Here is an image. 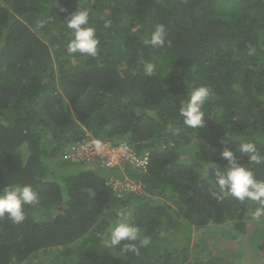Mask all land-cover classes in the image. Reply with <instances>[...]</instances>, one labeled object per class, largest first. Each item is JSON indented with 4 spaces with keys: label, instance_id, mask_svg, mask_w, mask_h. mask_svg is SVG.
<instances>
[{
    "label": "trees",
    "instance_id": "1",
    "mask_svg": "<svg viewBox=\"0 0 264 264\" xmlns=\"http://www.w3.org/2000/svg\"><path fill=\"white\" fill-rule=\"evenodd\" d=\"M79 7L100 40L96 57L67 52L64 22ZM156 24L165 44L145 47ZM200 86L210 89L205 126L191 129L179 108ZM89 137L149 156L146 172L123 166L142 196L117 198L108 181L121 167L60 160ZM238 137L264 155V0H0V190L30 184L39 196L23 222L0 217V264H229L192 229L246 233L255 202L219 199L210 182ZM236 155L264 180V164ZM120 210L150 240L139 256L104 247ZM255 245L264 255V237Z\"/></svg>",
    "mask_w": 264,
    "mask_h": 264
},
{
    "label": "clouds",
    "instance_id": "2",
    "mask_svg": "<svg viewBox=\"0 0 264 264\" xmlns=\"http://www.w3.org/2000/svg\"><path fill=\"white\" fill-rule=\"evenodd\" d=\"M61 12H67L61 9ZM110 21L106 22L107 24ZM71 30V39L67 44L69 54L79 53L96 57L100 40L96 29L90 26V13L86 9H79L66 16L64 22ZM167 36L166 27L163 24H156L150 35L143 40L145 47L160 48L165 44ZM146 75H153L156 65L153 63L144 64ZM210 97V89L207 86H200L188 92V98L183 100L179 108V117L186 127L199 129L205 126L206 113L205 104ZM236 149L227 146L220 153L227 162L223 167L215 168L210 177L211 185L217 190L218 198L223 199L231 195L241 202L252 201L257 205L255 209H249L250 216L257 222H264V180H258L251 167L246 166L237 158L236 152L246 155L249 165L264 164V155L258 149L256 142L237 138ZM99 146L100 141H94ZM204 173L207 175L209 164L203 163ZM38 193L30 184H14L0 190V217L5 215L14 224L25 220V206L38 202ZM104 247L106 249H118L121 253H133L140 255V249L150 243L149 238L141 237L140 229L136 226L132 213L128 210H120L115 219L109 221L106 228Z\"/></svg>",
    "mask_w": 264,
    "mask_h": 264
},
{
    "label": "rangeland",
    "instance_id": "3",
    "mask_svg": "<svg viewBox=\"0 0 264 264\" xmlns=\"http://www.w3.org/2000/svg\"><path fill=\"white\" fill-rule=\"evenodd\" d=\"M241 1L242 0H239V2ZM44 143L47 146L49 144H52L50 139L45 140ZM48 151H50V149ZM60 160L70 165H82L79 163H74L77 162L76 158L74 156H69L67 154V151L66 155L64 153V156H62V159ZM182 161H188V157L182 158ZM55 162L56 161H54V163L50 165L53 170L54 168H57L55 167ZM98 166L99 165L95 163V167ZM123 166L127 165H125V163H121L118 166V168H123V171L119 172V177L117 178V180L119 179L123 183L133 182V179L127 173H125L128 167L126 168ZM58 171L59 169L57 168V172ZM134 188L135 189H133V191H129V193L123 194L122 197H119L117 195V198H120V200H122L124 198H128L129 195L142 196L145 192V188L142 183H136L134 185ZM153 200V203H156L161 199L153 197ZM206 232L208 233H206L205 235L203 229L193 228L192 240L195 244H199L200 249H202L204 245L210 247L212 253L221 258V262H226L229 264H264V255L257 251L255 245V241L257 240V238L264 237V222H257L251 218L246 222V233L242 236L240 235V233L234 230L232 224L222 225L217 228L214 227L213 231L209 230ZM181 233L182 232H178L175 239L177 240V246L182 245L184 241V236ZM260 243L262 244V242Z\"/></svg>",
    "mask_w": 264,
    "mask_h": 264
},
{
    "label": "built area",
    "instance_id": "4",
    "mask_svg": "<svg viewBox=\"0 0 264 264\" xmlns=\"http://www.w3.org/2000/svg\"><path fill=\"white\" fill-rule=\"evenodd\" d=\"M100 141L99 146H97L94 141ZM74 156L77 162L82 165H95L104 168H116L121 163H127L135 169H139L141 172H146L149 165V156L139 154L135 149H133L127 142H120L114 144L110 141H101L94 137L85 139L82 142H76L69 144L68 148L65 150V155ZM100 159V162H96ZM133 181V180H132ZM134 182L123 183L119 179L111 178L108 181V185L113 188L119 197L123 194L133 191Z\"/></svg>",
    "mask_w": 264,
    "mask_h": 264
}]
</instances>
